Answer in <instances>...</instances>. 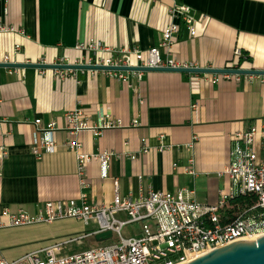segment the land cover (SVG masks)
Returning a JSON list of instances; mask_svg holds the SVG:
<instances>
[{"label": "crops", "instance_id": "crops-1", "mask_svg": "<svg viewBox=\"0 0 264 264\" xmlns=\"http://www.w3.org/2000/svg\"><path fill=\"white\" fill-rule=\"evenodd\" d=\"M174 5L189 8L195 37L171 17ZM171 23L179 25V32L170 55L162 53V58L198 68L264 71V0H0V27L10 29L0 32V64L5 55L10 64L73 62L92 55L77 49L92 40L145 55ZM236 49L245 56L241 63ZM52 72L0 67V147L8 151L0 176V211L35 214L46 202L79 198L76 157L65 147L70 136L64 115L75 109L82 110L90 125H98L106 114L124 125L136 117L140 122L135 128L76 136L80 153L107 150L117 155L106 179L100 178L97 162L87 167L88 202L106 206L115 193L137 197L149 188L188 190L199 203L216 204L220 191L230 188L224 171L231 136L253 125L260 129L264 122V84L246 75L214 82L215 74L141 72L139 77L127 71L122 81L104 71L79 70L57 80ZM192 77L198 78L193 88ZM36 119L43 127L54 123L57 128L55 151L40 159L32 152L39 137ZM160 135L169 147L163 151H158ZM143 141L146 154L139 153ZM36 149L41 152L38 145ZM128 154L137 157L131 160ZM190 161L194 176L184 171ZM66 221L0 230V260H15L60 241L59 228Z\"/></svg>", "mask_w": 264, "mask_h": 264}, {"label": "built area", "instance_id": "built-area-1", "mask_svg": "<svg viewBox=\"0 0 264 264\" xmlns=\"http://www.w3.org/2000/svg\"><path fill=\"white\" fill-rule=\"evenodd\" d=\"M154 1V0H142ZM169 13L173 19L181 20L191 37H195L194 20L189 15L185 5H174ZM10 29L0 27V32ZM179 32V25L171 23L161 33L156 46L146 51L145 55L138 49L115 50L102 45L98 41H88L78 45L77 49L92 55H84L73 62L62 59L52 66H90L102 68H198L180 63L175 59H164L161 54L170 55L174 39ZM15 52L19 46H15ZM99 54V55H98ZM234 56L244 58L243 53L236 49ZM4 64L9 63V56H4ZM36 65H46L39 62ZM228 69H240L236 66ZM54 77L63 80L74 76L76 71L85 69L52 68ZM91 73L104 71L122 81H126L127 71L88 69ZM46 69L37 68L42 75ZM140 77L141 72L136 71ZM248 79L257 78L264 84V75H246ZM213 81L234 78L239 81L238 74H215ZM197 77L190 78L193 88ZM195 91V90H192ZM193 107H196L194 105ZM86 115L80 109L65 113V130L70 139L65 147L74 152L76 157V174L78 176L80 194L76 200L46 202L35 214L19 209L12 213L0 211V230L19 228L34 224H51L56 221L73 219L81 222L87 230L81 234L72 235L51 245L27 253L15 260L1 259L0 264H187L204 255L217 251L240 241L257 240L264 236V122L260 129L251 126L245 132H237L231 136L229 163L224 174L228 176L230 188L228 192L220 191L216 204L199 203L193 198L192 192L180 190L177 192L153 191L137 197H120L115 193L110 205H99L88 202L87 190L90 183L87 178V167L97 162L100 168V178L106 179L110 161L117 157L113 151H100L95 154H83L79 150L80 142L76 139L78 133L90 131L98 136L105 129L138 127V117L124 125L120 119L106 114L100 118L98 125H90ZM33 154L40 159L43 154L55 151L54 134L57 130L54 123L45 127L36 119ZM163 135L159 136L158 151L169 147L163 144ZM36 145L41 152L36 149ZM149 152L143 141L140 154ZM138 153V154H139ZM8 156L6 147H0V176L4 161ZM134 160L136 154H128ZM175 169L177 166L174 167ZM186 174L194 176L193 162L184 167ZM115 188L117 181H114ZM239 196H250L244 209L233 217L225 216L224 210L229 201ZM147 224L148 226H144ZM127 227L133 231L123 232ZM136 227V228H135ZM151 227V229L149 228ZM135 228V229H134ZM110 232L111 237L96 243L95 235ZM84 241H92L93 246L83 250H71V246H82Z\"/></svg>", "mask_w": 264, "mask_h": 264}, {"label": "water", "instance_id": "water-1", "mask_svg": "<svg viewBox=\"0 0 264 264\" xmlns=\"http://www.w3.org/2000/svg\"><path fill=\"white\" fill-rule=\"evenodd\" d=\"M1 68H44V69H95V70H116V71H139V72H177L185 74H238V75H264V71L244 69H216V68H102L90 66H52L32 64H0ZM111 237L110 232L95 235L96 243L107 240ZM187 264H264V236L252 241H240L221 248L217 251L204 255Z\"/></svg>", "mask_w": 264, "mask_h": 264}, {"label": "rangeland", "instance_id": "rangeland-1", "mask_svg": "<svg viewBox=\"0 0 264 264\" xmlns=\"http://www.w3.org/2000/svg\"><path fill=\"white\" fill-rule=\"evenodd\" d=\"M66 220H68V221H66ZM66 220H65L66 223H64L59 228V233L57 235V237H59L58 240L66 239L72 235H77V234H81V233L85 232L81 222L73 220V219H66ZM144 226H148V225L145 224ZM149 228L151 229V227H149ZM131 231H133V227L132 228L127 227V229H125V231L122 234H123V236H126V233L131 232ZM93 245H94V243L92 241H84V244L82 246L72 245L71 250H74V251L83 250L87 246H93Z\"/></svg>", "mask_w": 264, "mask_h": 264}, {"label": "trees", "instance_id": "trees-1", "mask_svg": "<svg viewBox=\"0 0 264 264\" xmlns=\"http://www.w3.org/2000/svg\"><path fill=\"white\" fill-rule=\"evenodd\" d=\"M243 61L241 58L240 63ZM250 196H239L229 201V204L224 210L225 216L222 218V222L227 217H233L244 209V205L249 201Z\"/></svg>", "mask_w": 264, "mask_h": 264}, {"label": "bare ground", "instance_id": "bare-ground-1", "mask_svg": "<svg viewBox=\"0 0 264 264\" xmlns=\"http://www.w3.org/2000/svg\"><path fill=\"white\" fill-rule=\"evenodd\" d=\"M252 241H254V240H252Z\"/></svg>", "mask_w": 264, "mask_h": 264}]
</instances>
